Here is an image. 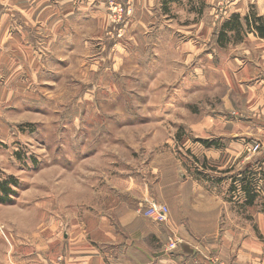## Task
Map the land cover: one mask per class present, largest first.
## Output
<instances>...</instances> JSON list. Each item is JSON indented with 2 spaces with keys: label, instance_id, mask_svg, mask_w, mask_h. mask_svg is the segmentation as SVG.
Segmentation results:
<instances>
[{
  "label": "rangeland",
  "instance_id": "1",
  "mask_svg": "<svg viewBox=\"0 0 264 264\" xmlns=\"http://www.w3.org/2000/svg\"><path fill=\"white\" fill-rule=\"evenodd\" d=\"M234 1L73 0L62 35L48 47L38 36L35 74H23L12 101L0 106V181L18 182L10 201L0 202V264H62L70 242L90 237L76 229L107 216L111 188L146 217L157 179L150 163L172 142L182 144L175 152L184 153L188 173L209 181L231 211L245 215L264 180L259 140L231 135L227 143L247 149L224 169L183 146L205 147L204 139L218 141L206 148L223 147L221 138H204L191 125L213 117L230 134L239 130L233 125L240 111L256 97L264 100V38L245 29L240 40L216 43L233 13L264 16L247 0ZM8 9L0 0V18ZM4 81L0 71V86ZM243 157L248 164L239 168ZM243 171L252 177L250 204ZM140 189L147 192L141 200Z\"/></svg>",
  "mask_w": 264,
  "mask_h": 264
},
{
  "label": "crops",
  "instance_id": "2",
  "mask_svg": "<svg viewBox=\"0 0 264 264\" xmlns=\"http://www.w3.org/2000/svg\"><path fill=\"white\" fill-rule=\"evenodd\" d=\"M247 1L256 7L260 15H264V0ZM1 2L9 8L0 18V71L5 76L4 85L0 86V106L4 108L5 102L12 101L20 77L36 72L37 55L33 47L38 45V36L42 34L47 38L44 39V47H48L53 35H62L61 25H65L75 9L73 0ZM234 4L239 5V0H235ZM10 12H15L22 22L13 20ZM239 64L237 61L239 69L235 74L238 77ZM242 85L239 82V87ZM15 95L21 94L18 92ZM260 95L264 96V93ZM247 107L251 109L240 111L239 124L234 122L233 126L239 130L230 134L223 132L225 126L221 122L224 120L216 122L213 117L191 125V129L204 138L212 135L221 138L223 147L206 148L184 141V148L218 169L229 167L247 149L240 141L227 143L231 135L239 133V137L259 140L263 149L264 131L261 128L264 130V100L256 97ZM250 128L251 134L248 132ZM175 144L172 142L168 145L172 149L157 152L150 163L157 176L152 187V198L168 207L167 223H156L144 217L136 211L137 205L126 202L121 193L111 188L112 193L107 195L108 200L105 201L109 206L107 216L100 217L91 226L76 229V234L82 236L89 233L90 237L83 238L84 242H70L67 245L70 254H66L62 264H211L205 258L212 255L228 264H264V180L259 184L254 204L246 207L245 215L238 216L209 181L188 173L190 163H182L185 161L181 157L184 153L178 152V156L175 152L176 149L183 151L182 144L178 147ZM239 162V168L248 164L245 157ZM262 163L264 166V159ZM146 193L140 189L135 196L141 200ZM171 234L178 242L174 249L167 250V240Z\"/></svg>",
  "mask_w": 264,
  "mask_h": 264
},
{
  "label": "trees",
  "instance_id": "3",
  "mask_svg": "<svg viewBox=\"0 0 264 264\" xmlns=\"http://www.w3.org/2000/svg\"><path fill=\"white\" fill-rule=\"evenodd\" d=\"M245 29H247L249 32H253L261 38H264V16H259L255 12L251 11L241 18L238 13H233L221 24L219 31L216 34V43L222 47H225L232 41L240 40L241 33ZM199 142H201L205 147L218 145V141L216 140L201 139ZM245 171H243L240 181H242V190L245 193V203L250 204L254 196L251 189L252 177L248 171ZM200 173L203 172L200 171ZM17 184L18 182L16 179H13L12 177H10L8 180L0 181L1 203H7L10 201V197L15 193L14 187L17 186Z\"/></svg>",
  "mask_w": 264,
  "mask_h": 264
},
{
  "label": "built area",
  "instance_id": "4",
  "mask_svg": "<svg viewBox=\"0 0 264 264\" xmlns=\"http://www.w3.org/2000/svg\"><path fill=\"white\" fill-rule=\"evenodd\" d=\"M255 148H257V146ZM144 215L157 223H164L168 218V210L161 202L153 199V201L149 202L148 206H146ZM176 245L177 240L170 239L167 244V248L168 250H172L176 247ZM206 258L211 264H222L215 258L214 255Z\"/></svg>",
  "mask_w": 264,
  "mask_h": 264
},
{
  "label": "bare ground",
  "instance_id": "5",
  "mask_svg": "<svg viewBox=\"0 0 264 264\" xmlns=\"http://www.w3.org/2000/svg\"><path fill=\"white\" fill-rule=\"evenodd\" d=\"M166 206V205H165ZM167 207V206H166ZM167 209H168V207H167Z\"/></svg>",
  "mask_w": 264,
  "mask_h": 264
}]
</instances>
